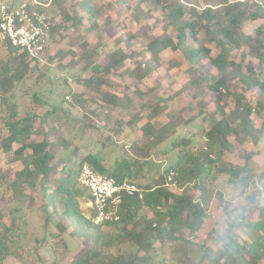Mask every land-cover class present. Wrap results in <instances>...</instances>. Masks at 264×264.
Segmentation results:
<instances>
[{
    "label": "rangeland",
    "instance_id": "1",
    "mask_svg": "<svg viewBox=\"0 0 264 264\" xmlns=\"http://www.w3.org/2000/svg\"><path fill=\"white\" fill-rule=\"evenodd\" d=\"M128 1L121 13L111 10L107 16L93 21L88 20L86 15L77 16V24L70 18H62L61 21L53 18V25H60L53 36H49L45 62L31 64L30 70L21 81H15L7 95L16 103L18 117H33L27 141L46 139L52 142L49 149L55 154L56 166L49 184L43 185L39 180L33 190L26 189L32 201L18 213L17 221L24 225L12 232L4 227L9 226L11 211L15 207L8 183L14 172L22 168V163L14 154L19 143H13L9 152L1 147V137L7 134V130L3 118L6 105L1 101L0 92V176H4L0 182V233L5 232L0 242V264H69L89 247V238L97 230L103 235L115 232L108 226L93 222L90 226L61 217L47 205V193L53 188L54 179L64 176L62 165L58 163L60 157L63 164L70 167L77 166L88 154H95L108 170L114 167L115 161L126 165L131 159L138 158L139 162H146L144 170L148 172L145 171L144 177L133 182L144 186L174 164L181 152L195 151L202 145L205 132L222 115L216 109L214 94L209 88L210 83L220 76V71L211 66L207 58L198 63L190 60L188 49L198 43L209 48L211 57L224 53L226 60L231 62L225 72L234 76L229 81V89L221 90L222 95L227 91L229 94L223 96L220 104H225L224 112L229 114L237 96L242 95L252 107L249 119L258 140L254 143L250 136L241 132L237 137L233 134L228 137L231 147L209 171L208 182L213 195L204 224L195 234L185 231L183 236L194 244H202L215 251L219 246L217 236L228 228L240 206L248 208L246 218L257 219V210L246 197L253 190V182L264 174V109L259 110L256 106L258 89L245 86L240 74H246L247 64L251 62L254 78L264 79L257 59L248 53L254 42L245 39L249 34L254 36L255 29L264 23V16L259 15L260 5L264 12V0H253L252 3L251 0H181L186 19L193 18L190 14L192 8L200 11L209 5L220 14L224 5L236 3H248L246 15L255 12L256 17H247L240 24L239 46L221 47L216 40H210L203 29H198V42L188 39L184 46L177 48L170 44L159 51L156 58L151 57L147 49L151 40L166 37L175 42L176 39V30L167 21L168 11L163 9L174 0H151L149 3ZM92 24L95 26L90 31H84ZM118 50L129 57L108 73H93L92 64H103ZM13 57L11 51L0 44V72L2 65L12 61ZM146 69L148 73L142 75ZM72 94L80 96L82 104L74 102ZM109 97L113 100L108 101ZM52 108H56L53 119L40 123L44 112ZM147 122L150 134H164L155 144L146 140L144 125ZM58 137L66 144H59ZM184 141L188 144H183ZM29 152L27 149L24 154ZM243 167L252 175L245 190L236 183L227 182L228 169H235L240 175ZM258 186L262 193L261 204L264 175ZM169 187L175 190L172 185ZM76 188L79 191V210L84 218L92 220V209L87 205L88 196L78 184ZM144 212L145 209L142 210ZM147 215L151 216V212L147 211ZM234 233L244 236L242 229H235ZM52 234H58L65 241V246L59 245L55 252L54 243L58 238ZM158 244L156 242V246ZM5 246L7 251L3 255ZM175 248V243H166L163 247L166 264H180L177 257L172 259L174 253L180 251ZM190 248L189 255L185 257L187 264H208L207 255L201 257L199 249ZM105 251L113 255L117 253L115 247Z\"/></svg>",
    "mask_w": 264,
    "mask_h": 264
},
{
    "label": "trees",
    "instance_id": "2",
    "mask_svg": "<svg viewBox=\"0 0 264 264\" xmlns=\"http://www.w3.org/2000/svg\"><path fill=\"white\" fill-rule=\"evenodd\" d=\"M140 1L149 3L151 0ZM88 7V20L97 19L99 12L96 6L89 4ZM163 7L168 11L166 14L168 24L176 30V39L175 42L166 37L151 40L147 49L151 57L155 58L159 51L170 44L177 48L184 46L188 39L191 42H198V29H203L209 35L210 40H216L221 47L225 45L239 46L241 43L240 24L247 17H256L255 12L249 16L246 15L245 9L248 7V3L224 5L223 12L220 14L213 11L209 5L200 11L192 8L190 14L193 18L191 19L184 18L185 7L181 0H174ZM259 8L261 10L259 15L263 17V6L260 5ZM45 11L53 20L54 16L50 8L46 7ZM64 18L69 19L70 17L64 15ZM94 26L95 24H92L84 31H90ZM56 28L58 25L54 24L50 30V36H53ZM245 39L248 42L251 40L254 42L248 53L257 59L261 72L264 73V23L255 29L254 36L249 34ZM209 51V48L202 43L188 49L190 60L194 63L207 58L209 64L220 71V76L210 83L209 88L214 94L216 109L222 117L205 132L203 136L205 141L195 151L189 149L181 152L174 164L168 166L163 173L159 174L158 178L144 186L136 184L142 190V197L139 198L137 194L124 196L118 207V218L99 224L108 226L115 232L103 235L102 231L97 230L89 238V247L83 253L75 256L69 264H166L163 256V247L166 243H175V249L180 250L172 256V259L177 257L176 260H180V264H187L185 257L189 255L187 252L191 246L199 249L201 257L207 255L208 264H264V197L260 204V194L262 193L261 188L257 187L263 173L259 175L258 180L253 182V190L246 197L248 203L255 206L257 219L246 218L245 214L248 208L240 206L228 228L224 230L223 234L217 236L216 240L219 242V246L215 251H210L202 244H194L183 236L185 231L190 235L195 234L204 224L213 195V190L208 182L209 171L211 166L219 161L224 152L231 147L228 137L232 134L237 137L241 132L245 136H250L254 143L258 140L249 119L252 107L242 95L237 96L234 107L229 114H225V104L220 103L223 96L228 95L229 91L222 95L221 90L229 89V81L233 79L234 75H227L225 72L231 62L226 60L224 53L211 57ZM128 57L124 51L118 50L113 52L103 64H92L91 70L94 74H98L100 71L108 73ZM30 67L32 66L25 55L19 54L14 56L12 61H6L0 72L1 101L6 105L3 118L7 130V134L1 137V147L3 151L9 152L12 150L13 143H19L14 154L22 163V168L14 172L12 180L8 183L15 207L11 211L12 220L9 226L4 227L5 230L11 232L20 225L21 227L24 225L21 222L18 223L17 219L21 208L32 201V196L26 192V189L33 190L39 180L43 185L49 184L50 176L56 169L55 154L49 149L52 142H48L46 139L27 141L32 131L33 117L32 115L18 117L16 103L7 96L15 81H21ZM148 71L146 69L142 75H146ZM240 78L245 86L258 89L256 106L259 110L264 109V79L254 78V65L251 62L247 64L246 74H240ZM72 95L74 102L82 104L83 100L80 96ZM33 99L38 100L36 96ZM110 100L113 99H108V101ZM55 114L56 108L48 109L40 118V123L50 122ZM148 125L147 122L144 127L147 129ZM145 134L148 137V139L146 138L147 142L152 144L164 137V134L160 132L150 134L148 129ZM58 143L66 144V141L58 137ZM186 143V141L183 142L187 145L188 143ZM27 149L30 152L25 155ZM58 163L62 165L61 172L64 176L54 179V186L47 193V205L51 206L54 212L61 217H69L90 226H92V220L83 217L77 199L79 194L76 188V184H78L77 172L83 164L118 180L127 179L130 182L144 177L145 171L148 172V170H144L146 162H139L138 158L131 159L126 165L115 161L111 170L105 168L101 158L95 154L85 156L77 164L78 167L76 165L66 167L62 157L59 158ZM234 170H227V182L236 183L243 190L247 189L252 176L250 171L243 167L241 170L243 173L238 175V171ZM170 172L172 175L168 182ZM233 177L235 181H232ZM2 178H4L3 175L0 176V182ZM169 185H172L175 190H172ZM83 191L85 192L84 189ZM144 209L145 212L142 213ZM147 211L151 212V216L147 215ZM23 222L26 223L25 220ZM235 229H242L244 236L235 234ZM4 233V231L0 233V242L1 238L5 236ZM52 235L58 238L54 243L53 251L55 252L59 245L65 246V241L58 234ZM156 242L159 243L158 246H156ZM112 247L117 249V253L114 255L105 251ZM6 251L7 247L5 246L3 255Z\"/></svg>",
    "mask_w": 264,
    "mask_h": 264
},
{
    "label": "built area",
    "instance_id": "3",
    "mask_svg": "<svg viewBox=\"0 0 264 264\" xmlns=\"http://www.w3.org/2000/svg\"><path fill=\"white\" fill-rule=\"evenodd\" d=\"M46 7L41 0H0V44L14 56L24 54L34 65L45 62L53 26ZM171 175L172 172L169 180ZM77 182L88 196L92 222L98 225L118 218V207L124 196L142 197V190L135 183L100 173L87 164L78 169Z\"/></svg>",
    "mask_w": 264,
    "mask_h": 264
},
{
    "label": "crops",
    "instance_id": "4",
    "mask_svg": "<svg viewBox=\"0 0 264 264\" xmlns=\"http://www.w3.org/2000/svg\"><path fill=\"white\" fill-rule=\"evenodd\" d=\"M52 11L53 18L61 21L64 15H68L72 22H76L77 16H88L89 4H94L100 16H107L108 11L118 10L121 13L126 7V0H41ZM128 1V0H127ZM129 3V1H128ZM79 9V10H78ZM81 9V11H80ZM83 12V13H82ZM77 24V22H76ZM58 26L60 24H57Z\"/></svg>",
    "mask_w": 264,
    "mask_h": 264
}]
</instances>
